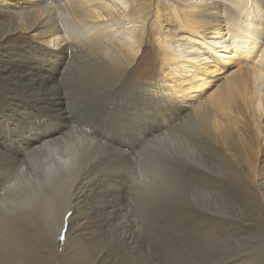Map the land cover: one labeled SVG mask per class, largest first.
Instances as JSON below:
<instances>
[{"label": "bare ground", "instance_id": "6f19581e", "mask_svg": "<svg viewBox=\"0 0 264 264\" xmlns=\"http://www.w3.org/2000/svg\"><path fill=\"white\" fill-rule=\"evenodd\" d=\"M12 1L0 0V76L26 102V111L12 109L9 116L29 118V125L36 113L44 118L34 139L17 136L14 142L7 131L0 135V264H44L41 251L56 248L64 216L77 215L75 203L89 194L86 187L104 180L127 189L131 209L171 216L167 227L176 242L181 236L206 263L264 264V12L255 0H226L227 40L225 25L213 30L203 11L177 9L163 0H66L69 5L58 15L69 26L51 21L54 4L43 13L44 0ZM7 5L18 11L17 19ZM24 6L39 8L35 14ZM39 28L44 31L24 46L9 44L11 36ZM184 42L207 56L177 52ZM146 47L153 73L141 83L132 75ZM56 86L59 93L51 94ZM62 87L91 90L93 99L108 102L106 126L94 130V120L72 113ZM37 91H48L40 103L39 94H31ZM126 98L129 105L147 107L157 123L129 119L131 108L124 113L114 102ZM132 127L137 131L130 142ZM106 149L135 159L122 172L126 176L111 170L104 180L97 177L101 170L95 167ZM151 208L156 213L149 214ZM30 216L42 217L37 233L26 229Z\"/></svg>", "mask_w": 264, "mask_h": 264}, {"label": "rangeland", "instance_id": "374dc122", "mask_svg": "<svg viewBox=\"0 0 264 264\" xmlns=\"http://www.w3.org/2000/svg\"><path fill=\"white\" fill-rule=\"evenodd\" d=\"M2 1L4 2L5 5L9 4V3H14L12 0H11V2H10V0L9 1L8 0H2ZM67 1H70V0H67ZM3 2L0 3L1 7H3L2 6ZM163 2L167 6H171V7L175 6L177 9H179V8L180 9H189L190 7H196L197 9H199V11H201V12L203 11V13L206 14V18L208 21L213 22L212 25H215V26L211 27V28H213V30L217 27V25H225L224 26L225 28L223 27L225 30L224 31L225 32L224 33L225 39L227 40L229 38L228 37L229 35L226 31V29H228V26H227L228 24H226V23H227V20L229 19V18L227 19V17L230 13L231 8H229V5L227 4L226 0H163ZM255 2L260 7L261 12H264V0H255ZM53 4L55 6L54 11H51V13L49 14V16L54 14L51 17V19H52L51 21L57 20V22H56L57 24L69 26L70 23L64 17V15L62 17H60L58 15V12H60L61 10H64V7H67V5H69V4H67L66 0H62V1L61 0H54V1L44 0V4L42 6L41 11L43 13H44V11H48L51 8V5H53ZM27 7H29V8H27ZM36 7H38V6H24L25 10L28 9L29 11H32L35 14L37 13V12H35L37 9ZM4 9L11 11V15H13V17L15 16L14 13L18 12L12 8V5H7L4 7ZM25 10L23 9L21 11H25ZM61 13H64V12L61 11L60 14ZM261 15L264 16V14H261ZM44 16H45V14H43L40 18V21H41L40 26H42V27H44L45 24L48 23L47 22L48 19L44 18ZM16 17L17 16H15V19H17ZM225 19H227V20H225ZM15 22H16V20H15ZM28 23H30V24L33 23L32 17L29 18ZM43 31H44L43 28H39L33 32H30L29 34L19 33L17 35H13L10 37L9 44H18V42H19V44L21 46H24L28 39H30V38L32 39V36L33 37H39V34ZM40 40H42V39L40 38ZM59 41H61V39L58 40V42ZM263 41H264V37L262 39V43H263ZM146 49H147V51L144 52L140 58H138L139 61L137 60L138 63H136L135 70H134L133 75H132V80L134 79L137 82H141V83L142 82L147 83L148 80H150V77H152V76H150L151 75L150 73L152 72V61H151L152 57L150 55V50L147 47H146ZM192 51L197 52L198 55H202V56L204 55V57L207 56V54L204 51H202L198 47V45L192 44V42H188L187 44L184 42L183 45L181 46V48L177 49V52H179V53L184 52V54L186 52H190V54H191ZM3 58H4V55H2V51L0 49V59H1L0 62L3 60ZM45 60L46 59H43L42 61H45ZM0 69L2 70L1 64H0ZM1 70H0V72H1ZM4 79H5L4 77L0 76V111L2 112V115L0 118V135L1 134L3 135V133L5 131H7L12 136H9V135H5V136H7L8 139L13 140L14 142L17 140V136L19 139H24V140L34 139L35 137H37V133H36L34 128L35 127L38 129L40 128V126L38 125V122L40 120H43L42 118H44V117H41V115L39 113H36L35 114L36 118L30 122V123H32V125H29L28 124V122L30 121L29 118L21 120L19 118H23V117L20 115L9 116L10 111L12 109L22 108L25 110L26 102L22 101V99H19V97L16 96L15 93L8 90V88L6 86V82H5L6 79L5 80ZM217 83L218 84L221 83V80L217 81ZM51 86L52 85H50V87ZM60 86H64V85L61 84ZM211 86L213 87L214 84H212ZM63 88L64 87H62L61 91L64 92L65 95L69 98V104H70L69 109L72 113H74L75 115H77L79 117H82L85 120H90V121L94 120V123H92L93 125H95V123H96L95 127H93L94 130H97V129H95L96 126L100 130L106 126V123H108V119L106 118L107 114H106L105 110L107 109L106 104H108V102H102V101H97V100L93 99L94 94L91 92V90L85 91V89L80 90V89H76V88H72V87L67 88V89H63ZM58 89H59V86H56L52 90L51 94H58L59 93ZM210 89L211 88H209L208 91ZM42 90H44V89H42ZM47 93H48V91H37V92H32L31 94H33V95L39 94L38 95L39 96L38 97V99H39L38 103H40L41 99H43V97ZM51 94L48 96L49 98L51 97ZM35 99H37V97H35ZM121 99H124V97ZM126 101L132 102V101H130L129 98H126L124 101L117 100L114 102L117 103L116 105H117L118 110L122 107V109H123L122 111H124V113L127 112L131 108V110L127 112V117L129 119H131V120L134 119L137 122L138 121L141 122L143 120L145 121L147 119L145 121L146 126H154V124L157 123L156 118H155L156 117L155 114L153 115L152 112L148 111L147 107L144 108L143 105H141V104L139 105V103H135L134 106L131 104L129 105V103H127ZM23 103H25V104H23ZM128 105L131 107H129ZM84 108H86V109H84ZM136 108H138V109L136 110ZM118 110H115V112H118ZM134 110H136V111H134ZM84 113H85V115H84ZM119 115H117V116H119ZM6 116H9L12 118H8ZM36 119H38V121L35 122V124H34L35 126H34L33 122ZM137 124L139 125V123H137ZM20 126H22V127H20ZM45 129L49 131L52 128H51V126H49V127L47 126ZM135 130L136 129L134 127H132L131 133L133 132L132 133L133 136L130 138V142H132V140L136 136L137 130L136 131ZM20 135H23L24 137L21 138ZM27 137H29V138H27ZM207 137L212 139V135L210 134V132L208 130H207ZM8 139H5V140L8 141ZM124 144L121 142V146L119 148L124 150L125 147L127 146L126 143H124ZM107 150L108 149H106V151L104 152V155L100 158V161L98 163H101L102 161L103 162L99 165L96 164L95 170H97V171L101 170L100 173L103 175L102 176L101 174H98L97 177L102 178L104 180V178H105L104 175L108 174L109 171H111V170H114V172L116 174H119L120 176H126L123 173H125V174L127 173V171L129 170V166L135 162V159L133 158L131 160H127V159L121 157L114 150H108V151ZM104 163H106V164H104ZM100 165H101V167H100ZM106 167H108V169ZM238 167H239L241 173L245 176L247 173L246 168L241 163H239ZM96 184L97 183H94V186L92 185L94 189L91 188L92 187L91 185H89V187H86L87 188L86 190L90 191V192L88 191L89 196L86 194L85 196L81 197V199H79L80 201L79 200H78L79 202L77 201L78 204H77L76 200L74 201V202H76L75 204L78 207L77 215L71 216L70 212H68L67 215L64 216L65 223L62 226L60 236L57 239L58 243H57L56 248H53V249L46 248L49 250L41 251L42 252V258H43L42 261L44 262V264H121V263L124 264V262H125V264H132V263L133 264H139V263L149 264V262H150V264H155V263L156 264H208L205 262V259L204 260L200 259L198 253H196L197 250H196L195 246L194 247H190L189 245H187V247L184 246V243L181 240V236L179 237V239L176 242L174 235H172V233H173L172 226H170L171 228H169V230H168V227H169V225H171L172 222L169 223V219L167 221V218L168 217L172 218L171 216H164V214H162L161 211L158 212V215H157V213L155 211L157 209L153 210V208L148 209L149 214H152V212H155L156 214L155 213L154 214L156 215V217H155V215L153 216V214L150 216H145L144 214H141L138 211V209H136V210H135V208L131 209L132 206L130 207L129 204H132V202L129 201L130 196L127 195V193H126L127 189L126 190L119 189V188H121V186L118 189H116L117 187L113 188L114 182L111 183V182H108L106 180H104V182H102L98 185H96ZM106 184L109 186H107ZM84 186H86V185H84ZM95 187H96V189H95ZM105 187H106V189H105ZM109 187L112 189H110ZM102 188H103V190H102ZM93 190H94V193H93ZM101 191H103V192L105 191V192L103 193ZM261 193L264 194V187H261ZM123 194H124V197H123ZM74 195H77L79 197V196H81V193H79V191H75ZM116 195L117 196L119 195V197H117ZM98 196H100L101 198ZM114 196H115V198H114ZM89 197H90V199H89ZM113 198L114 199L117 198L116 199L117 203L115 202V200H113ZM82 199H83V201H82ZM81 201H82V203H81ZM127 202H128V206L126 204ZM124 203H125V205H124ZM107 205H109V206L107 207ZM113 205H114V207H113ZM118 205H120V206H118ZM263 207H264V202H263ZM71 208H72V206H71ZM124 208H125V210H124ZM128 210L131 211V214L129 213L130 215L127 214ZM124 213L127 216L124 215ZM159 213H161V214H159ZM159 215H162L163 218H161L162 216H159ZM36 217L37 216H30L28 224L26 225V229H28V228L30 229V230L29 229L27 230L29 233H32L33 230L35 231V232L33 231L34 233L39 232V227H40V224L42 223V220H41L42 217H40V216L37 217L39 219V221ZM164 217H166V219ZM157 218H158V220H156ZM127 219H128V221H126ZM40 220H41V222H40ZM152 220H154V221L156 220L155 222L153 221V223L157 227L152 223ZM131 221H132V223H131ZM157 221H159V223ZM160 221H162V222H160ZM133 222H135V223H133ZM149 222H150V224H149ZM156 222L159 225H157ZM168 223H169V225H168ZM132 224H133V226H132ZM163 224H164V226H163ZM134 230H136V231H134ZM174 231H176V230H174ZM169 235H171L174 240L171 238V236L169 237ZM71 238H74V240H72ZM122 239H123V241H122ZM65 241H67L68 243ZM49 244H50V246H52V242H50ZM178 245H180V246H178ZM169 247H170V249H169ZM96 248H97V250H96ZM98 249H99V251H98ZM193 249L195 252L192 251ZM95 251H98V254H96ZM190 251H192V252H190ZM195 256H197V258ZM88 261H89V263H88ZM114 261H115V263H114ZM118 261L120 263H118ZM121 261H124V262H121Z\"/></svg>", "mask_w": 264, "mask_h": 264}]
</instances>
